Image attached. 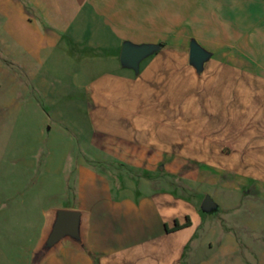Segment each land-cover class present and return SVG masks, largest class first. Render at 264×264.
Returning <instances> with one entry per match:
<instances>
[{
  "label": "rangeland",
  "instance_id": "1",
  "mask_svg": "<svg viewBox=\"0 0 264 264\" xmlns=\"http://www.w3.org/2000/svg\"><path fill=\"white\" fill-rule=\"evenodd\" d=\"M40 4L0 0V264H32L50 209L91 213L94 252L148 240L163 233L161 193L194 220L183 264H264V87L244 71L246 28L264 20V0H173L172 33L191 35L138 75L121 68L117 40L47 29ZM191 38L213 54L200 75L188 64ZM233 43L237 72L222 56ZM134 107L155 123L129 139ZM205 195L212 215L199 211ZM116 231L128 237L103 245ZM43 264L95 262L64 247Z\"/></svg>",
  "mask_w": 264,
  "mask_h": 264
},
{
  "label": "crops",
  "instance_id": "2",
  "mask_svg": "<svg viewBox=\"0 0 264 264\" xmlns=\"http://www.w3.org/2000/svg\"><path fill=\"white\" fill-rule=\"evenodd\" d=\"M38 1L39 3H42L39 5L40 9H42V5L44 3L45 9L43 13L48 19L47 29H61L63 31H66L65 33H68L70 30L72 31L73 29H75L78 31H84L85 33L90 31L92 35L93 31H98L99 34L102 35V38L99 36L100 39L96 41L97 45L107 44L105 42V38L107 40L111 38L113 40H117L116 44L120 46H118V57L120 54L121 45L124 41H130L134 44H144L135 43L132 40V35H134L136 31H151L154 36H157L159 37L158 39L162 40L159 42V44H164L166 45V47L174 45L181 46L184 43V39L191 35L189 33H185L183 35H175L172 33L174 30L173 28L175 23L173 16V0ZM262 16L264 17V12ZM263 23L264 20L261 22L260 19H253L251 25L246 28L249 33L246 32L244 42L246 51V54H244L246 61L244 71L247 79L252 80V87H254V84L256 86L261 84L262 87H264V33L260 32L259 34L257 32H254L256 29L259 28L264 29ZM67 36L69 41L77 42L79 40V38H77L75 34H72V32H69ZM90 44L95 45L93 42ZM233 46L234 43L230 45L231 49H229V53H224L222 54V56H227V60L235 67V70L237 72L238 70L241 71L243 66L240 64H235L237 61H239L238 57L240 54L235 52ZM164 49L165 47H163L160 51ZM158 53L153 56L158 55ZM257 61L260 64H257V69H255L253 67V64L256 65ZM140 71L141 67L139 69V73ZM139 79L141 78L139 77ZM121 83L123 84V88L126 87L125 89L129 87L131 88L133 87V85L135 86L136 84L129 79H122ZM252 87L250 89L251 92H253ZM138 94L139 102L141 105H143L142 91ZM136 98L134 99V106L136 104ZM147 109L148 108L146 107L145 110ZM126 116V121L129 127H131L128 133L129 139H134L137 134L140 136L144 130L143 126L148 124V122L149 124L153 122L155 123L154 119L150 117L147 113H142V109L140 113H137L135 111V107L133 108V112L130 109ZM143 117L144 119L150 117L151 120L150 118H147L145 119L146 121H143ZM154 202L162 223L163 233L156 236H152L148 240L136 242L133 245L124 246L120 248L114 247V249L109 251L100 250L99 252H94L89 243L91 213H89L88 211H83L88 214L86 243L93 255V258L87 256L86 254L78 251L73 247L64 245L59 249L57 253L51 255L50 257L58 254L62 250V248L66 247L74 250L79 254L86 256L87 258L94 261L95 264H181L183 249H185V246L189 243L191 237H193L195 233V224L193 217L183 216V220L181 221L180 216L175 213L176 206L173 205L174 199L167 193L155 195ZM186 217L189 218V226L176 231L171 230L174 226L175 220L178 221L179 224H183L186 221ZM107 234L108 236L106 237L104 242L105 244L103 243V245H107L110 243L112 244V242H114L116 238L122 237L125 240V238L128 237V234H124L122 231L121 233H118L116 231L114 233H111V235L109 233ZM131 235L134 234L132 233Z\"/></svg>",
  "mask_w": 264,
  "mask_h": 264
},
{
  "label": "water",
  "instance_id": "3",
  "mask_svg": "<svg viewBox=\"0 0 264 264\" xmlns=\"http://www.w3.org/2000/svg\"><path fill=\"white\" fill-rule=\"evenodd\" d=\"M162 49L161 44H134L124 41L121 45L119 63L121 68L139 74L140 64ZM212 53L207 51L193 38L188 45V64L197 75H200L205 64L211 59ZM200 211L212 215L218 211V205L210 196L205 195L200 204ZM45 222L39 241L32 253V264H43L51 255L64 246H69L93 258L86 243L87 217L83 211L50 209L45 214Z\"/></svg>",
  "mask_w": 264,
  "mask_h": 264
},
{
  "label": "trees",
  "instance_id": "4",
  "mask_svg": "<svg viewBox=\"0 0 264 264\" xmlns=\"http://www.w3.org/2000/svg\"><path fill=\"white\" fill-rule=\"evenodd\" d=\"M163 47H166V45H162V48ZM199 211H200V207H199ZM200 213H201V215H204V213H202L201 211H200ZM190 225V221H189V218L188 217H186V221H185V223H183V224H179L178 223V221H174V226H173V228L171 229L172 231H176V230H179V229H181V228H184V227H187V226H189ZM168 230V229H167ZM184 255V254H183ZM183 255H182V264H183Z\"/></svg>",
  "mask_w": 264,
  "mask_h": 264
}]
</instances>
